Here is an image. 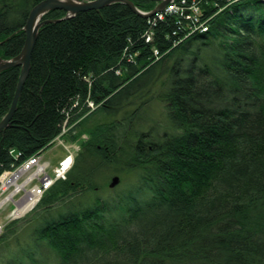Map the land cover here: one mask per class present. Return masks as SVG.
I'll return each instance as SVG.
<instances>
[{"label": "trees", "instance_id": "trees-1", "mask_svg": "<svg viewBox=\"0 0 264 264\" xmlns=\"http://www.w3.org/2000/svg\"><path fill=\"white\" fill-rule=\"evenodd\" d=\"M37 1L0 0L1 59L19 53ZM194 1L204 31L118 1L41 16L0 130V173L41 154L63 123L78 149L36 204L42 220L29 243L0 234V264H264V1ZM18 72L0 70V119ZM152 100L160 128L142 117ZM88 101L109 121L85 126ZM107 166L131 176L125 189L95 197L97 188L58 211L95 190L93 175Z\"/></svg>", "mask_w": 264, "mask_h": 264}, {"label": "rangeland", "instance_id": "rangeland-1", "mask_svg": "<svg viewBox=\"0 0 264 264\" xmlns=\"http://www.w3.org/2000/svg\"><path fill=\"white\" fill-rule=\"evenodd\" d=\"M88 109H89V115H88L87 119L85 120V126H87L88 128L92 129V127L95 124L109 121L104 116H102V114H100L98 108H96L94 105L90 104L88 106ZM142 117H143V119H145L147 121V124L154 123V125H157V123H158L159 128L161 126H164V123L162 121L164 119V114H163L162 108L154 100L150 101L148 106L144 109ZM76 121H78V119ZM70 127H71V124H66V123H63V125L61 127V131H60L61 135L59 136V140L60 139H61V141L64 140L63 143L65 145H68V139L66 138V134H68V130ZM140 128L144 129L145 128L144 124ZM81 137L85 138L84 135H81ZM65 153H66V151H65L63 145L56 140L49 147H47L44 151L41 152V154H40L41 160H39L38 162L41 163V161H46V162H48V165L52 167V166L56 165L57 161L59 159H61L65 155ZM49 166L46 168L45 171H47L49 174H51ZM114 167L115 166H112V167L107 166L106 168H103L104 170H99V172H97L96 174L93 175V179H95V180H93V183L96 182L97 184H99L98 186L95 187L96 188L95 190L92 189V190H89L86 192H82V193L80 192L81 195L80 194L76 195V197L74 199L70 198V200H72V201L65 202L61 205H59L60 203L55 202L50 207L54 208L55 211L57 210V205H59L58 211L62 210L63 208L68 209L71 205H74V207H75L77 202H79V200L82 199V196L85 193L87 195L85 197L87 199L91 200L93 198V194H95V197L96 196L97 197L98 196L99 197H108L109 195H111L116 190L118 191V190L125 189L127 187V185L129 184V182L132 180V178L129 174H126L125 171H123V173H118V171L113 170ZM112 176L117 177V182L112 187H108L109 180ZM22 179L23 178L20 177L17 179L16 182L20 183L22 181ZM34 182H35L34 180L27 182L25 185H23V188L25 190L30 189L31 185ZM12 188H13V185H10L3 192L0 191V199L3 198L6 194H8L12 190ZM97 188H98V192L96 193L95 191L97 190ZM92 191L95 193L92 194ZM22 193H23L22 190H21V192L13 193L11 195V199L16 200L18 197H20L22 195ZM36 204L33 205L32 208H29L27 211H25L21 216L11 217L9 212L14 208L13 203L11 202V200H8V199H6L3 202V205L0 208V224H2V233L5 232L7 235V238L9 239V245H12V246H15L17 244L27 245L29 243V241L31 240L30 239V232H28V230H30L37 223H40L42 220L40 218L42 216L38 217L39 216L38 214L41 210L40 209L41 206L36 207ZM44 215H45V213H44ZM9 226L12 228L11 230H13L12 234H10L9 232L7 233V227H9ZM41 250H42V248L40 247L38 250V255H39Z\"/></svg>", "mask_w": 264, "mask_h": 264}, {"label": "water", "instance_id": "water-1", "mask_svg": "<svg viewBox=\"0 0 264 264\" xmlns=\"http://www.w3.org/2000/svg\"><path fill=\"white\" fill-rule=\"evenodd\" d=\"M117 1L126 4L132 11L141 16H148L153 14L155 11L160 10L169 0H150L154 1L155 5L148 11L138 10L130 0H39L30 7L23 26L21 27L24 35L19 53L8 59L0 58V70L10 66H19L16 86L11 103L6 113L0 119V130L9 124V118L11 117V114L14 110L15 101L18 96L21 84L27 75L29 68V57L35 42L38 27L41 24V16L48 10L60 9L64 11V17H69L77 11L92 8L97 9L111 2ZM116 182L117 177L112 176L109 180L108 186L112 187Z\"/></svg>", "mask_w": 264, "mask_h": 264}, {"label": "built area", "instance_id": "built-area-1", "mask_svg": "<svg viewBox=\"0 0 264 264\" xmlns=\"http://www.w3.org/2000/svg\"><path fill=\"white\" fill-rule=\"evenodd\" d=\"M221 1H223L224 3L223 5L225 6L237 0H221ZM163 13H170L172 15H179L183 17V19L187 21V24H186L187 33H190L194 31L195 29H198L199 31H204L206 29V22H205L206 19H203V20L199 19V13H200L199 7L198 5H196L194 0H190L188 3L186 2V0H178L177 2H175L174 0H169L160 10H157L154 12L157 18H161ZM176 22L179 23V21H176ZM147 39H148V36L145 37V40ZM153 53L155 54L156 51L154 50ZM90 104L91 103L88 101L86 103V106H89ZM56 140L63 145L66 151L65 155L57 161L56 165L51 167L48 165V162L46 161H41V163L38 162L39 160H41L40 154H35V155L29 156L27 160L25 161V163L19 166V168L24 167L28 169L29 171L31 170L28 168L29 165L32 167L34 166L35 167L34 170L37 169L36 172L30 171L32 176L29 178L28 182L33 181V180L35 182L31 185L30 189H28L27 191L29 190L32 191L34 200L32 204L25 211H27L29 208H32L33 205H35L39 201L40 197L43 195L46 189H48V187L55 180L64 179L66 172L68 171V169L70 168L72 164L73 156L78 149L76 142H68V145H65L63 143L64 141H61V139L59 140V136H56L53 139V142ZM48 166L50 167L51 174L45 171ZM4 173L6 174L9 172L7 170H4L0 173V176L3 175ZM23 180L24 179H22V181ZM14 188L15 186L13 185L12 190L8 194H6L5 197L12 195L13 193L21 192V190L23 191V193L16 200H12L11 197L10 199H8V200H11V202L14 205V208L9 212L11 216H13L12 213L15 210L16 204L18 202L23 201V196H24V193L26 192V190L23 187L19 189H14ZM0 191L2 190L0 189ZM5 197H3V199L6 200L7 198ZM1 233H2V224H0V234Z\"/></svg>", "mask_w": 264, "mask_h": 264}, {"label": "bare ground", "instance_id": "bare-ground-1", "mask_svg": "<svg viewBox=\"0 0 264 264\" xmlns=\"http://www.w3.org/2000/svg\"><path fill=\"white\" fill-rule=\"evenodd\" d=\"M71 1H73V0H71ZM60 135H61V133L58 134L57 136H60ZM27 158L23 159L19 164L12 166L10 169H6L9 173H6V174L4 173L3 175L0 176V189L2 191L5 190L10 185H14L15 186L14 189H19V188L23 187V185H25L26 182H28L29 178L32 176L30 171H32V172L37 171V169L34 170L35 169L34 166L32 167L30 165L28 166V168L31 169L30 171L24 167L19 168L20 165L25 163ZM20 177H22L24 180L20 183H17L16 181ZM10 197H11V195L6 196L5 198L10 199ZM33 200H34V196L32 194V191L26 190V192L24 193V196H23V201L18 202L16 204L15 210L12 213L13 216H11V217L21 216L23 214V212L32 204ZM4 201H5V199H3V198L0 199V208L2 207Z\"/></svg>", "mask_w": 264, "mask_h": 264}]
</instances>
